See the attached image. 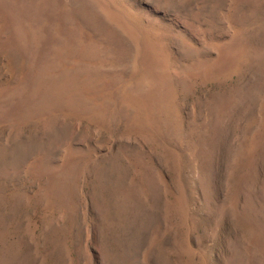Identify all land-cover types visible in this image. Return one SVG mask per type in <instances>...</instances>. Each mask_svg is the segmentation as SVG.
I'll return each instance as SVG.
<instances>
[{
    "label": "rangeland",
    "instance_id": "rangeland-1",
    "mask_svg": "<svg viewBox=\"0 0 264 264\" xmlns=\"http://www.w3.org/2000/svg\"><path fill=\"white\" fill-rule=\"evenodd\" d=\"M0 264H264V0H0Z\"/></svg>",
    "mask_w": 264,
    "mask_h": 264
}]
</instances>
